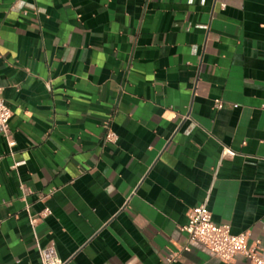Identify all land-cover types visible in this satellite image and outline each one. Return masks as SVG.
I'll return each mask as SVG.
<instances>
[{"label":"crops","instance_id":"0c3cea01","mask_svg":"<svg viewBox=\"0 0 264 264\" xmlns=\"http://www.w3.org/2000/svg\"><path fill=\"white\" fill-rule=\"evenodd\" d=\"M0 87V264H250L201 206L264 255V0H0Z\"/></svg>","mask_w":264,"mask_h":264},{"label":"built area","instance_id":"2783aa9c","mask_svg":"<svg viewBox=\"0 0 264 264\" xmlns=\"http://www.w3.org/2000/svg\"><path fill=\"white\" fill-rule=\"evenodd\" d=\"M223 102L215 101V108L222 109ZM264 110V101L262 104ZM13 112L4 98V88L0 87V130L6 137L8 145L12 150L16 142L11 138L10 121ZM117 135L110 129L107 131L105 141L115 143ZM25 164V161L17 162L13 166L17 169ZM51 210L47 207L36 215H30L29 221L37 240L36 227L40 221L45 220L51 215ZM189 235L190 242L202 244L208 248L216 257L224 262H230L237 256L245 257L250 264H264L263 248L259 242L251 243L246 233L233 234L231 226L218 224L213 220L212 213L205 207H196L188 215V224L183 229ZM39 256L41 264H65L58 256L55 245L46 248L39 246ZM185 250H189L188 247ZM177 254H174L168 263L176 261Z\"/></svg>","mask_w":264,"mask_h":264}]
</instances>
